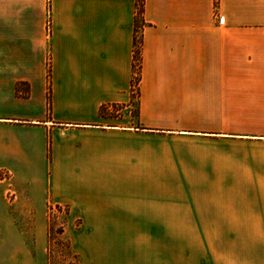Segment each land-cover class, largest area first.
<instances>
[{
  "label": "crops",
  "instance_id": "crops-1",
  "mask_svg": "<svg viewBox=\"0 0 264 264\" xmlns=\"http://www.w3.org/2000/svg\"><path fill=\"white\" fill-rule=\"evenodd\" d=\"M137 2L0 0V264H47L49 204L79 264H104L123 232L264 233V192L216 170L237 138L264 139L234 130L264 120V0H143L134 95ZM179 167L224 179L170 180Z\"/></svg>",
  "mask_w": 264,
  "mask_h": 264
},
{
  "label": "rangeland",
  "instance_id": "rangeland-1",
  "mask_svg": "<svg viewBox=\"0 0 264 264\" xmlns=\"http://www.w3.org/2000/svg\"><path fill=\"white\" fill-rule=\"evenodd\" d=\"M143 0L137 2V23L134 40L140 45L141 30L143 25L142 19ZM135 44V42H134ZM140 48V46H139ZM135 51V49H134ZM140 59L134 56V61ZM133 61V75L135 74V63ZM139 61V60H138ZM140 69V64H139ZM139 69L137 71L136 80H139ZM134 95H137L135 90ZM110 109L115 112L118 107L112 105ZM237 115V114H235ZM251 115V114H247ZM235 133L249 132L256 134L264 132V120L260 119H235ZM236 139L232 142L233 146L225 150L232 152V159L228 162V167L216 169L219 174L229 177L232 171V179L235 182L242 183V187L234 190L243 192H264V139L257 140ZM207 142L189 143L186 149L202 150ZM171 144H178L177 142ZM212 144V143H210ZM229 144V143H228ZM179 150L184 149L178 146ZM205 148V147H204ZM208 149L210 147L207 146ZM232 150V151H230ZM203 152V151H201ZM199 151L194 153H177L171 152L172 160H199V159H217L215 152L210 150ZM226 165V164H225ZM212 169L208 168H189L179 167L171 168L170 180L175 179L178 182L182 178L179 175L197 176L193 179L215 180L224 177L213 174ZM177 173V174H176ZM201 175V177H199ZM9 172L6 169H0V184L7 183ZM218 176V177H217ZM243 176V177H242ZM223 178V179H222ZM187 179H191L188 178ZM231 179V177H229ZM178 180V181H177ZM188 181V180H187ZM202 184V189L196 191L194 189H186L188 193L193 195L210 196L213 194L209 189L212 186ZM171 194L175 193L174 189ZM65 207L54 206L49 204L45 223L47 226V264H79L77 254L72 250L68 236L65 233L67 227V215ZM76 224V221H75ZM119 234L120 233H114ZM264 233L257 232H241V231H139V232H123L121 233L122 246L119 248L107 246L105 247V263L104 264H257L258 240Z\"/></svg>",
  "mask_w": 264,
  "mask_h": 264
},
{
  "label": "built area",
  "instance_id": "built-area-1",
  "mask_svg": "<svg viewBox=\"0 0 264 264\" xmlns=\"http://www.w3.org/2000/svg\"><path fill=\"white\" fill-rule=\"evenodd\" d=\"M138 60L135 59V61H134L136 70H135L134 78H132L131 90L133 91V93H135V90L137 92V89H138V80L135 79L137 77V71L139 69V61Z\"/></svg>",
  "mask_w": 264,
  "mask_h": 264
},
{
  "label": "trees",
  "instance_id": "trees-1",
  "mask_svg": "<svg viewBox=\"0 0 264 264\" xmlns=\"http://www.w3.org/2000/svg\"><path fill=\"white\" fill-rule=\"evenodd\" d=\"M137 23H139V18L137 17ZM134 42H135V51H134V56H137V57H139V44L138 43H136V40H134Z\"/></svg>",
  "mask_w": 264,
  "mask_h": 264
}]
</instances>
